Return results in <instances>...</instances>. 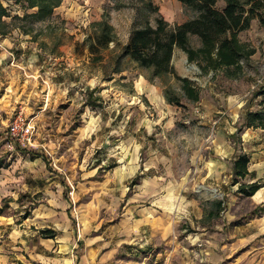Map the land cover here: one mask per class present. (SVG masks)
Instances as JSON below:
<instances>
[{"label": "rangeland", "instance_id": "obj_1", "mask_svg": "<svg viewBox=\"0 0 264 264\" xmlns=\"http://www.w3.org/2000/svg\"><path fill=\"white\" fill-rule=\"evenodd\" d=\"M0 2V211L29 216L25 228L36 231L51 227L33 214L37 204L67 201L76 255L87 256L89 243H112L108 264H264V135L243 125L245 112L260 108L255 92L264 83L259 19L240 33L257 50L244 77L204 72L180 47L174 72L154 76L123 48L161 15L172 26L191 17L180 0H61L43 19H24L38 11L27 0ZM104 14L116 40L97 59L85 39ZM191 43L202 41L193 35ZM178 75L196 83L199 101L183 96ZM21 111L35 126L30 148L9 133ZM244 151L263 183L251 197L231 176Z\"/></svg>", "mask_w": 264, "mask_h": 264}, {"label": "trees", "instance_id": "obj_2", "mask_svg": "<svg viewBox=\"0 0 264 264\" xmlns=\"http://www.w3.org/2000/svg\"><path fill=\"white\" fill-rule=\"evenodd\" d=\"M61 0H27L29 8L38 11L27 13L24 19H43L53 14ZM193 15L182 23L170 25L161 15L156 23L148 21L137 27L123 48V56L129 57L142 67L150 68L154 76L174 72L173 57L177 47L184 49L191 61L198 60L204 72L223 71L231 79H240L246 74V62L256 53V48L240 38V33L249 29L255 19L264 24V0H225V6H218L219 0H180ZM148 6L154 7L152 1ZM0 2V33L6 22V13ZM98 29L85 39L91 53L101 59L98 51L108 48L116 40L114 26L110 22L109 14H104L103 20L97 23ZM200 37L202 44L194 47L192 36ZM182 90L188 100L197 102L201 99V90L189 77L178 75ZM94 92H92L93 98ZM261 97L260 108L249 109L244 114L245 127L263 129L264 135V83L255 92ZM170 102L181 104V96L168 92ZM99 98H93L96 103ZM252 157L248 152L239 153L233 162V185H238V191L246 197L255 195L262 187L259 180L249 182L247 177L252 174L250 166ZM221 204L222 202L219 201ZM47 237L55 234L51 229L43 230Z\"/></svg>", "mask_w": 264, "mask_h": 264}, {"label": "crops", "instance_id": "obj_3", "mask_svg": "<svg viewBox=\"0 0 264 264\" xmlns=\"http://www.w3.org/2000/svg\"><path fill=\"white\" fill-rule=\"evenodd\" d=\"M0 107L3 108L5 106L0 105ZM261 130L263 133V129ZM25 148L30 147L28 146ZM228 150L231 152L230 149ZM233 162L231 164V176L234 178ZM250 171L252 174L247 177V181H261L257 179L260 176L256 173L257 167L254 166L253 160L251 162ZM50 200L52 199L48 201ZM71 205L72 204H68L67 201L61 202L59 206L55 207L48 204H37L33 208V214L38 215L40 212L41 218H44V220L46 219V222L48 221L45 224L51 227H41L36 231H30L25 228L24 223L29 216L21 218V221L19 218H13L15 214L10 213L9 216H6L5 213L7 211H0V264H63V261L64 264H108L117 251V247L113 246L112 243L107 245L106 242H92L89 243L87 256L76 255L75 249L77 248L76 241L78 239L77 235L75 236L76 228H74L73 221L70 217L71 214L68 210ZM51 216H55V221L50 219L52 218ZM11 217L13 220H16H14L15 226L10 220ZM4 218H7V220L5 221ZM151 224H153V221ZM143 225L145 224L141 222L136 228L137 231L141 232ZM45 229L53 230L55 235L53 237H47V235L43 233ZM28 234L32 237H28ZM24 242L28 244H24ZM27 248L34 249V252L29 254L30 256L25 255Z\"/></svg>", "mask_w": 264, "mask_h": 264}, {"label": "built area", "instance_id": "obj_4", "mask_svg": "<svg viewBox=\"0 0 264 264\" xmlns=\"http://www.w3.org/2000/svg\"><path fill=\"white\" fill-rule=\"evenodd\" d=\"M9 133L25 146L33 145L35 136V126L32 120H27L24 112L21 111L9 124Z\"/></svg>", "mask_w": 264, "mask_h": 264}]
</instances>
